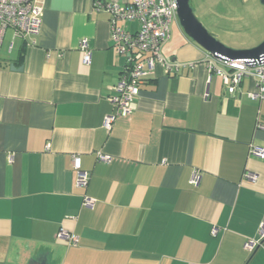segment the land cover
Returning a JSON list of instances; mask_svg holds the SVG:
<instances>
[{"label": "crops", "instance_id": "obj_1", "mask_svg": "<svg viewBox=\"0 0 264 264\" xmlns=\"http://www.w3.org/2000/svg\"><path fill=\"white\" fill-rule=\"evenodd\" d=\"M94 1L43 0L36 36L4 33L0 264H264V238L244 248L264 231V158L248 154L250 143L264 147V101L250 96L256 78L229 93L208 70L209 53L176 21L161 56L193 66L172 73L157 64L131 111L106 129L125 57L112 46L109 12ZM82 38L92 49L88 66ZM73 156L89 174L85 189L75 185ZM61 228L75 244L57 237Z\"/></svg>", "mask_w": 264, "mask_h": 264}, {"label": "built area", "instance_id": "obj_2", "mask_svg": "<svg viewBox=\"0 0 264 264\" xmlns=\"http://www.w3.org/2000/svg\"><path fill=\"white\" fill-rule=\"evenodd\" d=\"M94 6L105 8L109 12L112 46L116 52L125 57L124 67L116 83L111 86L108 97L113 105V113L105 115L102 122L104 128L109 129L116 117L131 111L140 85L152 73L157 64L164 66L168 72L172 73L177 72L179 67H192L193 64L170 63L164 60L160 53L162 45L169 39L171 21H177L176 0H132L129 5L95 0ZM43 10V0H0V47L4 33L8 28L12 29L16 36H36L40 30ZM121 21H137L139 27L135 32H130L119 25ZM78 50L82 55V64L90 65L92 49L86 38H82L78 42ZM206 61L208 70L221 76L229 93L236 90L244 77L256 78L258 87L250 96L254 100L264 101V56L260 62L250 59L220 61L212 55L206 54ZM215 62L220 63L222 68L216 67ZM248 154L263 159L264 147L250 143ZM97 158L106 163L110 161V157L103 154L98 155ZM72 166L76 187L85 189L89 174L81 169L77 156H73ZM245 177L251 182L256 181V176L249 172H245ZM199 178L198 172L194 171L189 183L196 185ZM93 203V199L83 196L82 204L85 207H92ZM57 237L65 239L70 245L77 241L75 235L62 228L58 231ZM263 238L264 231L260 230L258 239L246 240L244 248L253 251L260 245Z\"/></svg>", "mask_w": 264, "mask_h": 264}, {"label": "rangeland", "instance_id": "obj_3", "mask_svg": "<svg viewBox=\"0 0 264 264\" xmlns=\"http://www.w3.org/2000/svg\"><path fill=\"white\" fill-rule=\"evenodd\" d=\"M190 6L202 25L228 47L264 40V7L258 0H190ZM175 25L172 20L170 26Z\"/></svg>", "mask_w": 264, "mask_h": 264}, {"label": "water", "instance_id": "obj_4", "mask_svg": "<svg viewBox=\"0 0 264 264\" xmlns=\"http://www.w3.org/2000/svg\"><path fill=\"white\" fill-rule=\"evenodd\" d=\"M264 7V0H258ZM176 17L183 33L205 52L223 61L227 59H250L260 62L264 56V40L254 47L235 49L224 45L209 32L194 14L190 0H176ZM11 68H14L11 65Z\"/></svg>", "mask_w": 264, "mask_h": 264}, {"label": "bare ground", "instance_id": "obj_5", "mask_svg": "<svg viewBox=\"0 0 264 264\" xmlns=\"http://www.w3.org/2000/svg\"><path fill=\"white\" fill-rule=\"evenodd\" d=\"M211 55V54H210ZM213 56V55H212ZM214 57V56H213ZM215 58V57H214ZM216 59V58H215ZM218 60V59H217Z\"/></svg>", "mask_w": 264, "mask_h": 264}]
</instances>
